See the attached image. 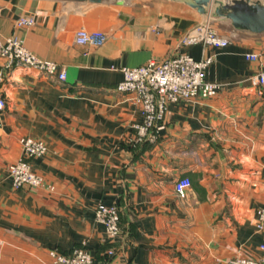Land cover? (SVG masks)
<instances>
[{"label":"crops","instance_id":"0c3cea01","mask_svg":"<svg viewBox=\"0 0 264 264\" xmlns=\"http://www.w3.org/2000/svg\"><path fill=\"white\" fill-rule=\"evenodd\" d=\"M26 14L35 23L19 26ZM207 23L229 43L181 44ZM80 28L107 39L77 44ZM8 36L55 61L66 78L0 58V264H56L50 249L80 245L91 264H225L234 256L264 264V236L254 227L264 207V87L251 79L264 70V31L176 0H0V37ZM177 52L213 56L205 79L220 88L169 102L139 139L140 110L115 90L119 69ZM20 137L46 144L30 163L52 189L11 186L7 167L20 157ZM184 174L191 186L179 196L173 183ZM98 202L119 207L114 239L94 219Z\"/></svg>","mask_w":264,"mask_h":264},{"label":"built area","instance_id":"2783aa9c","mask_svg":"<svg viewBox=\"0 0 264 264\" xmlns=\"http://www.w3.org/2000/svg\"><path fill=\"white\" fill-rule=\"evenodd\" d=\"M19 26H31L35 23L33 15L19 16L16 20ZM194 34H188L181 39V44L189 45L201 43L203 46L223 47L229 43V38L222 36L214 30L209 23L200 27ZM107 35L100 31H89L80 28L75 32V43L101 46L105 43ZM246 58L256 59L257 54L247 53ZM0 58L5 59L13 66H25L35 69L50 78L63 81L66 71L55 61H48L37 57L30 52L22 41L14 36L0 37ZM213 62V56L194 58L187 52H177L164 60L157 62L150 59L144 64L121 67L122 78L116 83L115 90L130 94L131 101L138 106L142 123L135 124L139 139L150 130L156 128L157 123L163 119L167 104L173 101L190 100L196 97L209 98L216 95L220 88L219 83L205 79L206 68ZM252 83L264 87V70L252 76ZM258 95L261 90L257 91ZM5 97L0 94V111L5 108ZM154 133L149 135L153 140ZM21 154L7 167V174L14 189L22 186L32 188L45 187L42 175L32 169L30 159L42 156L47 151L46 144L32 137H20ZM191 186L188 175L179 176L173 183L175 192L184 196ZM46 188L52 189L47 185ZM94 219L101 223L109 239L116 238L120 233L119 207L112 204L98 202L94 208ZM254 227L256 232L264 236V207H259L255 213ZM264 251V242L259 244ZM111 249L107 250L112 255ZM50 256L56 264H91L92 256L83 246H76L70 252L64 253L56 248L49 250ZM130 264H138L131 262ZM225 264H263L261 257L234 256L226 260Z\"/></svg>","mask_w":264,"mask_h":264},{"label":"water","instance_id":"95a60500","mask_svg":"<svg viewBox=\"0 0 264 264\" xmlns=\"http://www.w3.org/2000/svg\"><path fill=\"white\" fill-rule=\"evenodd\" d=\"M195 8L198 12H208L219 17H224L238 29L251 32L264 31V4L250 0H229L216 2L212 0H176Z\"/></svg>","mask_w":264,"mask_h":264},{"label":"rangeland","instance_id":"374dc122","mask_svg":"<svg viewBox=\"0 0 264 264\" xmlns=\"http://www.w3.org/2000/svg\"><path fill=\"white\" fill-rule=\"evenodd\" d=\"M211 14H209V16H210ZM212 17V16H211ZM212 25V24H211ZM214 29V28H213ZM215 30V29H214ZM50 190V189H49Z\"/></svg>","mask_w":264,"mask_h":264}]
</instances>
